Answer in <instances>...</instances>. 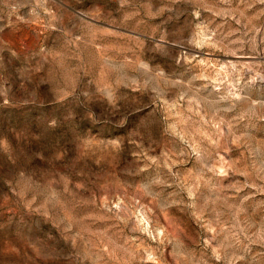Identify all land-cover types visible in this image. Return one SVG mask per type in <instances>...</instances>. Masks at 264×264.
I'll list each match as a JSON object with an SVG mask.
<instances>
[{"label":"rangeland","instance_id":"1","mask_svg":"<svg viewBox=\"0 0 264 264\" xmlns=\"http://www.w3.org/2000/svg\"><path fill=\"white\" fill-rule=\"evenodd\" d=\"M0 264H264V0H0Z\"/></svg>","mask_w":264,"mask_h":264}]
</instances>
